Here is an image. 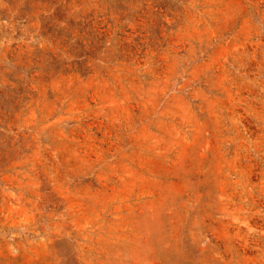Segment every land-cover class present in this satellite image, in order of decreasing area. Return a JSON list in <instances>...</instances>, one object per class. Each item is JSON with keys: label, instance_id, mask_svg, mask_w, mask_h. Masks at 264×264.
Returning a JSON list of instances; mask_svg holds the SVG:
<instances>
[{"label": "rangeland", "instance_id": "obj_1", "mask_svg": "<svg viewBox=\"0 0 264 264\" xmlns=\"http://www.w3.org/2000/svg\"><path fill=\"white\" fill-rule=\"evenodd\" d=\"M0 264H264V0H0Z\"/></svg>", "mask_w": 264, "mask_h": 264}]
</instances>
